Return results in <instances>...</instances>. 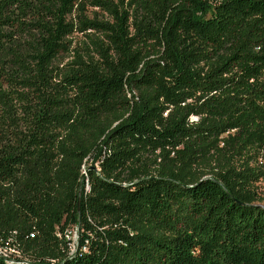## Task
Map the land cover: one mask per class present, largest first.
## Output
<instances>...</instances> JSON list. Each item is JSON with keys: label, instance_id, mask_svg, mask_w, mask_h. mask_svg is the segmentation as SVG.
Instances as JSON below:
<instances>
[{"label": "trees", "instance_id": "16d2710c", "mask_svg": "<svg viewBox=\"0 0 264 264\" xmlns=\"http://www.w3.org/2000/svg\"><path fill=\"white\" fill-rule=\"evenodd\" d=\"M262 143L264 0H0V239L30 264H264L233 161Z\"/></svg>", "mask_w": 264, "mask_h": 264}, {"label": "rangeland", "instance_id": "374dc122", "mask_svg": "<svg viewBox=\"0 0 264 264\" xmlns=\"http://www.w3.org/2000/svg\"><path fill=\"white\" fill-rule=\"evenodd\" d=\"M76 43L81 40V37H76ZM63 57H60V60ZM66 62L64 59L63 63ZM18 114L20 115L23 127L28 123L30 117L29 112L30 108L27 106V103L24 99L19 100L18 102ZM225 153L229 156V151L225 149ZM243 159L248 160L249 166L254 170L264 171V143L262 144H253L247 147H244L240 150V154L234 156L233 161L235 168L239 171L242 167ZM98 166L95 165V168ZM253 189L258 196L259 204H264V177L258 182L254 183ZM57 238L59 240L66 241L65 248L68 247L69 253H72L75 250H78L82 247H86L87 242L80 244L79 241V229L76 225L67 226L62 232L57 233ZM0 257L8 261L9 264H21L22 261L27 260L26 256L22 254L18 246L9 241H3L0 239ZM63 247V246H62ZM64 248V247H63Z\"/></svg>", "mask_w": 264, "mask_h": 264}, {"label": "built area", "instance_id": "2783aa9c", "mask_svg": "<svg viewBox=\"0 0 264 264\" xmlns=\"http://www.w3.org/2000/svg\"><path fill=\"white\" fill-rule=\"evenodd\" d=\"M10 242V241H9ZM81 250H86V247H82ZM1 258V257H0ZM8 262V261H7ZM21 264H30L27 260L22 261Z\"/></svg>", "mask_w": 264, "mask_h": 264}]
</instances>
